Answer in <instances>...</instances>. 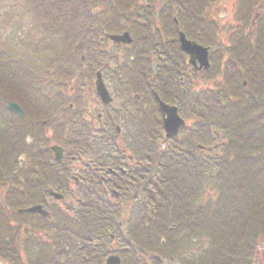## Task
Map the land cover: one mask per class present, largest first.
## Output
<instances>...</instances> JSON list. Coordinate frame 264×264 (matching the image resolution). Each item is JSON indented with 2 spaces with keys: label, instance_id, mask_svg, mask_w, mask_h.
Segmentation results:
<instances>
[{
  "label": "trees",
  "instance_id": "trees-1",
  "mask_svg": "<svg viewBox=\"0 0 264 264\" xmlns=\"http://www.w3.org/2000/svg\"><path fill=\"white\" fill-rule=\"evenodd\" d=\"M49 1H53L52 6ZM77 1L79 0H25V4L18 7V9L20 8L18 10L12 0H9L10 7H14V9L5 13V21L17 15L21 19L28 18L30 15L31 18L33 17V30H29V33L31 34L35 29L38 30L40 28L42 36L40 40H35L34 43L31 42L34 46L37 43L35 47H39V51L35 54L33 52L31 54L28 53V55L18 54V57L15 55L14 47H8L0 38L1 153L12 144V140L8 139L10 134L15 137L20 135L16 132V126H12L18 125V128H24L30 123L39 124L44 119V113L47 114L48 110H51L53 102L56 103L58 101V91H54L53 82L54 80L60 81V77H67L69 75V67L63 62L66 56L49 53L51 48L56 46V41H54L55 39L52 40V38L47 40L45 37H53L54 33L58 31L70 34V31L76 30V23L81 16V8L86 17H91L90 6L84 5L82 7L83 4H78L76 3ZM115 1L130 2L134 0ZM179 1L180 5L178 8L176 7L179 12L175 13L177 24L173 21L175 18L174 8H171L168 13L166 12L168 15L167 20L164 19L162 21L164 31L169 28L171 35L175 38L171 42L173 46L170 48H176L178 45L176 40L177 31L183 30L191 40L197 43L216 45L218 49L229 48V53H232L233 49H237L240 51L238 54L244 56L241 61L243 67L249 66V68L247 74H242L240 63L239 69H236L233 74L237 77L236 79L245 76L247 87L250 90L246 92L244 87H242V83L232 78L235 94L237 92L245 93L247 98H244L243 102L238 104V100L234 99L233 96H228L224 88L223 92L218 90V92L211 94L210 98L212 97L214 101L211 100V104L207 105L211 108H205L206 104L203 101L198 104V109H193L189 114L191 118H194V124L192 125L194 128L189 126L190 132L184 135L186 136L184 139L180 140L177 138V142L170 143L166 147H161L158 144L160 132L154 117L150 116L147 119L149 129L145 137L147 142L146 162L148 165L146 164L145 167H142L141 164H138V167L133 169L134 180L137 183L131 186L127 182L124 185H119L124 190L122 197L117 199L115 211L110 213L106 210L107 206L103 205L105 203L104 200H100L102 198L97 199L99 200L97 205L93 199H87L82 205V212L76 213L72 219L69 217L68 221L70 223H67V229L70 230L69 233H73L75 238L84 241L95 239L100 241L105 236L107 226L112 225L114 217H118L117 213L127 208V204L130 206L138 189L141 192L143 187L144 192L140 200L142 201L141 206L137 210L138 214L133 215L134 217L130 220L131 237L137 244H132L131 251L128 249L127 258L132 263L127 264H157L155 261L150 262L148 260V255L152 253L159 255L163 260L180 256L181 251L190 242L193 234L201 235L203 232L200 229L204 226L209 227L210 223L218 226L219 229L212 230L209 234L212 243L220 241L222 237L233 236V234L242 236L243 239H248L247 236H253V232H259V229L261 233H264V125L258 126L254 123L253 126L248 122L249 108L261 107L264 102L263 96H258V94L264 92V11H262L264 9L257 10L259 11L256 12L259 14L257 19H254L251 14L252 6H263L264 0H237L233 16L237 17L242 27L237 30V34H240V37L235 38L231 44L225 43L226 41L223 42L218 37L216 22L213 21L211 16L205 14L206 8L219 0ZM182 1H187L188 3H183ZM67 3H72V5H67ZM73 3L79 6L76 7ZM37 5H41L44 9L39 15L35 13ZM24 6L26 13L21 11V7ZM46 11L47 14L44 15ZM76 12L78 13L77 18L75 16ZM66 13L68 14L67 17L62 16ZM42 15L44 17L40 22L38 21L39 24H36L34 20ZM252 21H254L253 25ZM89 23H85V25ZM148 25L139 26L138 28L140 30L137 33L138 52L143 49L145 51V48L162 49L164 47L159 34L151 36V29ZM248 26L254 32L252 38H250L251 34L247 36L243 33V30ZM138 29H135V31ZM108 30L116 32L118 30L117 24H112V29ZM72 36L73 33L67 35L66 38H71ZM217 37L220 39L221 45L216 43ZM84 43H88V41L85 39ZM32 44L29 45V49L31 48L33 51ZM102 49L104 50L103 47ZM107 52L106 50L104 52L97 51L88 56L86 62L89 64L88 67H91V69H88V74L91 77L96 68L100 67L98 66V61L102 59L97 60V58L108 59L109 55ZM162 52L166 51L162 49ZM101 67L105 68V65ZM167 69V71H165L166 69H161L158 74L152 75V72L145 65L140 71L133 73L127 84L130 82L133 92L143 91L145 94L147 93V96H150L148 94L150 90L148 84L155 81L157 83L153 87L165 100L183 106V88L172 84L175 72L172 71V68ZM51 70L53 71L52 74L50 73ZM214 74H216L215 70ZM41 80H43L46 90L41 95L40 93L38 95L34 94V90ZM188 93L189 88H186V94ZM8 101L17 102L24 109L26 118L28 115L33 116L34 121L26 118H24L26 120H21L10 114L5 108ZM150 101V97L149 99L147 98V103H150ZM225 106L233 108H227L226 112L224 111L223 113L224 118L220 117L218 119L224 120V124L217 125V120L216 125H213L212 121L216 116L215 112L218 110L223 111ZM244 118L247 119L245 120L244 128H242L241 121ZM250 121L252 122V120ZM216 126L220 133L216 132ZM12 129H16L15 132L10 131ZM212 129L213 131L211 132ZM221 133L222 136L219 139L218 135ZM211 139L212 142H215L210 145L212 147L210 152H199L198 145L210 147L207 143H210ZM182 142L187 144L183 145L184 143L182 144ZM249 146L256 147L254 150H248L246 147ZM253 152H257V154L255 156L251 155ZM209 158L216 160L218 163L215 162L216 164L214 163L211 166L209 164L204 165V162L209 160ZM207 189L214 193L213 197L215 199L212 204L207 201L198 202V198ZM226 197L227 203L222 206V199ZM222 207L225 209V217L217 215ZM232 207L234 211H232ZM230 214L235 215L234 220L237 219L238 222L242 223L240 227H243L244 224L243 228H238L233 234L230 231L231 228L226 229L219 222L221 219L223 224L226 221V216H229L227 219H231L233 216H230ZM82 221L84 222L81 223ZM79 223L80 226H78ZM226 224L229 225L227 221ZM195 225L200 228H195ZM162 239L164 244H161ZM68 248L72 253L76 250L75 246L69 245ZM141 248H144L146 252L143 258L135 250Z\"/></svg>",
  "mask_w": 264,
  "mask_h": 264
},
{
  "label": "rangeland",
  "instance_id": "rangeland-1",
  "mask_svg": "<svg viewBox=\"0 0 264 264\" xmlns=\"http://www.w3.org/2000/svg\"><path fill=\"white\" fill-rule=\"evenodd\" d=\"M221 1V2H220ZM233 1L234 0H219L215 3H213L212 5H210L209 7L206 8L205 10V14L206 15H209L213 18V21L216 22V25H217V34H218V37L223 40V42L225 43H228V44H231V42L235 39V38H238L240 37V34L238 35L237 33V30L238 29H241L240 27L241 24L239 23L237 17H234L232 16L233 15ZM12 2L14 3V6H17V9L18 7H20L22 4L24 5L25 4V0H12ZM51 6L53 4V1H49ZM68 4H71L72 3H67ZM74 4V3H73ZM236 4V3H235ZM76 7H78L79 5L78 4H74ZM14 7H10L9 5V0H0V38H2V40L4 41V43H6L8 45V47H14V51L16 52V57H18L19 55H23V54H31L32 52L35 54V51H27V50H31V49H28L29 48V30L28 28H31L32 27V20H33V17L31 18V16L29 15L28 18H25V19H21L20 16H16L14 18H11L10 20L8 21H5V18H4V15L5 13H8L7 11L9 10H13ZM260 9H264V5L262 6H252L251 8V14L252 16L255 17V15H257L258 13L256 12H259L257 10H260ZM20 10V8L18 9ZM21 11L24 13H26V8L25 6L24 7H21ZM44 11L43 7L41 5H37L36 6V14L39 15L41 14L42 12ZM54 11H57V10H54ZM53 11V12H54ZM264 11V10H262ZM61 12V11H60ZM77 13V12H76ZM47 14V11L45 12L44 15ZM81 15V14H80ZM105 15V12L104 11H101L100 12V16H104ZM259 15V14H258ZM64 17H67L68 14H64L62 15ZM76 18L78 17V13L75 15ZM97 16V15H96ZM41 17V18H39ZM44 16H38V19H35L34 22L36 24H39L40 20L43 18ZM119 18V17H118ZM47 20V19H45ZM39 21V22H38ZM43 22V21H41ZM146 22V21H145ZM162 22V21H161ZM45 23V22H44ZM149 23L146 22V24L144 23V25H147ZM95 26V24H90V26ZM143 24L140 25V26H144ZM150 25V29H151V36L155 35V34H159L160 35V40L162 41V44H163V50H165L166 52L168 50H170L169 48L173 46V43H171L175 38L173 37V35H171V30L168 28L167 31H164L162 30V24H160V27H161V30H159V24L153 26L151 24ZM139 26V25H138ZM245 26V25H243ZM138 29V28H137ZM28 30V31H27ZM139 30V29H138ZM154 33V34H153ZM243 33H245L247 36H249L250 34V38L253 37L254 35V32H252V29L250 26L246 27L244 30H243ZM155 37V36H154ZM217 37V38H218ZM218 38V42L216 41V43H221L220 39ZM222 44V43H221ZM220 44V45H221ZM86 48H88V54L86 55H80V66L79 64L77 63L79 61V58L78 56H71L69 57V60L71 58V61L69 63V65L73 68V66H75V72H74V75L71 77V79L68 81L67 83V86L63 88L62 92L59 93L58 95V99L62 102L61 106L55 108V111H54V114L51 113V110H48V113H44V117H46V115H52V119L50 122H52L54 120V122L58 125V127L61 128V130L59 128H57V132L56 131H53L54 128H51L52 125L49 126L48 124V128L50 129L49 131L51 132H45V134L48 135V141L49 143L48 144H51L53 142L55 143H62L63 145H66L68 146V144H71V146H68L70 147V149H73V151L77 154V156H80V145H82L83 147H85V140H81L80 141V126H82V124L84 125H87V126H84L85 127V130H88L92 125L90 124V121H92L91 119V113L92 112V105L90 103V105H84V104H79L78 106H74V109L73 110H70L68 108V105L69 103H72L73 104L75 103L73 101V97L69 96L70 95V87H76L80 84V80H81V75H82V72L84 69L86 68H83L86 64H87V58L88 56L91 55V53H95L94 50H93V47L92 46H88V45H85ZM102 47V45H101ZM211 49H212V52L215 54V56L213 58H216V60H213V64L214 65V70L216 71L217 74L215 75H222L223 76V87L226 94L228 96H233L234 99L238 100V104L242 103L243 102V99L244 98H247L245 93H240V92H237L235 94V90L233 89V85L234 83L232 82V78L233 79H236L237 77L235 76V74H233V72L236 70V69H239V65L241 63V73L242 74H247L248 72V68L249 66H244L242 65V60L244 59V56H241L240 54V51H238L237 49L236 50H232V53L230 52L229 53V48H220V51H221V55H219L218 53V47L216 45H210ZM220 47V46H219ZM130 51L129 53L130 54H133L135 57H137L140 52H138V50H136V48L133 49L132 48H129ZM173 50H177L176 48H174ZM27 51V52H26ZM142 51V54H141V60L139 62H146V53L143 50ZM120 51H118L119 53ZM118 53H114L115 56H112L111 59H116V62H110L109 66L110 67H113L115 65V63H120L121 61V58L119 57ZM155 52H153L151 55H152V58L156 57L154 55ZM168 53V52H167ZM216 53L218 54L217 57H216ZM19 54V55H18ZM97 54V53H96ZM213 54V55H214ZM124 57H128L127 54L123 55ZM103 59V58H101ZM105 59V58H104ZM144 59V60H143ZM142 63V64H143ZM141 66H134L133 68H130V69H126L125 67H121V69L118 70V68H116V71L115 73L112 75V79H116L117 77L121 76L122 78V85L126 84L129 80H130V77L133 75V73H136L137 71H140L141 70ZM81 69V70H80ZM214 70H210L208 72H212V74L214 73ZM107 72H109L107 70ZM208 74H206L207 76ZM215 75H210L211 77H204L206 79H211L210 80V83L211 85L209 86V83H207V87L205 89H208L210 90L209 93H211V90H213L212 88L210 87H217V86H220L218 83V81H216L215 78H213ZM213 76V77H212ZM199 78V77H198ZM111 79V80H112ZM245 76H242L240 79H236L237 81L239 80V83H243V82H246L245 81ZM198 80H201V79H198ZM85 84H86V79L84 80ZM116 82V81H115ZM114 82V83H115ZM247 83V82H246ZM262 84V82H261ZM264 85V83H263ZM238 87V85H237ZM246 87H247V84H246ZM262 87V86H261ZM127 88L129 90H131V85L130 83L127 85ZM223 88L220 89H215L214 92L216 93V90H220L223 92ZM240 89V88H239ZM87 90V89H86ZM250 90L249 87L245 88V91L248 92ZM64 91V92H63ZM238 91V90H237ZM88 92V90L85 92V94ZM72 93V92H71ZM120 94H122V92L116 94V98H115V103L113 104L115 106V109L119 108L123 103H122V99H124V101L128 100L125 98H122L120 96ZM264 92H262L261 94H258V96H261L263 95ZM128 95V94H127ZM117 97H120V98H117ZM209 96L206 94V93H203V102L206 104V107L207 109L211 108L210 106H207L208 104H211V100L214 101L211 97L208 98ZM122 98V99H121ZM128 98V97H127ZM224 99V98H223ZM264 99V97H263ZM88 101H90L91 99L87 98ZM65 102V104L63 103ZM88 104V102H87ZM233 105H235V103H233ZM230 109V108H233V107H226L223 109V111L226 112V109ZM120 110V115H119V118L120 120L117 122V124L119 125H122L123 128L126 127V123L129 120H133L131 118V115L128 114V112L125 111V108H122L120 107L119 108ZM193 109H198V106H188L187 107V111L188 112H192ZM61 110H63V112L61 113ZM114 110V108L112 109ZM249 113H248V117L250 120H252V122L248 119V122L250 125H253L254 126V123L258 126H261V125H264V102H263V105L261 107H256L254 109V107H251L249 108ZM126 113H125V112ZM126 114V117H124ZM221 115H219L220 117ZM212 117V115H211ZM247 118H244L241 123V127L244 128V123L246 122ZM213 125H216V121H215V117L213 118ZM224 120H218L217 122V125H223L224 124ZM248 124V125H249ZM73 126H76L74 128V134L73 136H71V133H70V129L73 127ZM145 126L147 127L146 123H145ZM145 126L142 125V127L144 128ZM40 128V131L42 130V127H39ZM125 130H127L126 128H124ZM217 130V126L215 128ZM66 132V134H64ZM126 132V131H125ZM128 132V131H127ZM52 133L54 135H52ZM64 134V137H63V142H59L57 140H55V137L56 135L59 137L61 135ZM127 137L128 138H131V136L127 133ZM68 140H67V139ZM126 139V138H125ZM67 140V141H66ZM215 141L212 142V139H211V142L210 143H207L210 145H213ZM121 143L122 145L126 146L128 151L127 153H132L134 154V151L131 150L132 149V146L131 144H126L122 141L121 139ZM121 143L119 145H121ZM161 147H163V144L160 143L159 144ZM131 147V148H130ZM256 146H249V147H246L248 150H254ZM258 147V146H257ZM21 148V145L18 146V148L16 149V151H19ZM250 152V151H249ZM12 153V152H10ZM20 153V152H19ZM34 154H36V156H39L37 152H33ZM257 152H253L251 155H256ZM142 155V158L141 160L144 158L145 160V154L142 153L140 154V156ZM257 157V156H256ZM137 160H140L139 157L135 158ZM133 159H131V162H132ZM133 163H135L133 161ZM74 164L76 166L80 165V163H77V162H74ZM132 165V163H131ZM152 169V167H151ZM153 171V170H152ZM154 175V171L152 173ZM141 192L139 191L138 189V192L136 193L135 195V199L133 201H131V205L128 206L129 204H127V208H125L122 212L120 211V213H117L118 214V217H115V220L112 222V223H121L122 224V228H123V231L124 229L127 231L130 227H131V221L132 220L131 218L134 217L133 215H136L138 214V207H140L141 205V198L143 197V192H144V189L143 187L141 188ZM73 191H75V188L73 189ZM75 195L76 193H78V191L76 190L75 192ZM70 199H67L66 201H68ZM76 201V198L73 199L72 202ZM0 202H1V199H0ZM236 205V204H235ZM233 205V206H235ZM233 208V207H232ZM224 209V208H223ZM137 211V212H136ZM232 211H234V208L232 209ZM5 214H9V212L5 211ZM130 214V216H128ZM217 215H221L219 212ZM225 220L228 222L229 225L226 224V221H224V223L222 224V221L221 219L219 220V222L221 223V225L224 226V228L226 229H229V227L233 224L234 225V228L236 227V224L238 223L237 219L234 223H232L229 219L225 218ZM253 225V223H251ZM125 226V227H123ZM229 226V227H228ZM250 226V225H248ZM212 230H219L218 229V226H213L212 227ZM255 230V229H254ZM126 231H125V234H126ZM256 231V230H255ZM253 234L259 236L258 239H254L253 240V246L249 248L248 252L246 253V256L243 257L242 259H240V261L242 262L241 264H264V233H261L260 232V229H259V232H253ZM190 243L191 242H188L186 244V247L189 248L190 247ZM196 241L194 242L193 244V241H192V246L191 248L189 249H186L182 255H178V256H174L172 259L169 258V259H166L164 264H183L181 261H185V260H190V259H201L202 256H203V246L200 247L199 245L195 246L196 245ZM229 249H232V245H230L228 247ZM230 260H233L230 257H228L227 259V262H229Z\"/></svg>",
  "mask_w": 264,
  "mask_h": 264
},
{
  "label": "flooded vegetation",
  "instance_id": "flooded-vegetation-1",
  "mask_svg": "<svg viewBox=\"0 0 264 264\" xmlns=\"http://www.w3.org/2000/svg\"><path fill=\"white\" fill-rule=\"evenodd\" d=\"M183 3H188L187 1H182ZM77 3H82V4H87L90 5L91 7H95L92 10V14L95 16L93 17H85L81 16L78 18L79 20L76 23V30L70 31L71 33H62L61 31L55 32L54 34L61 37V39H57L59 42L56 43L55 47V53H64V54H88V48L85 47V45H89L93 47L94 52L97 51H103L106 50L108 51V55L112 54V56H115L114 53H118L119 57L121 58L120 63H115L113 67H110L109 64L110 62H116V59H111L109 57L108 61L105 60V62H99L101 66L105 65V69L108 70L109 72H106L104 75L105 78V83L106 87L109 88L110 83L108 82L109 80L112 79V75L115 73L116 68L121 69V67H125L126 69L133 68L132 67V58L126 59L123 55L128 53V47L120 44V43H114L109 39V35H120L124 32H129L133 31L137 28H139L140 25H144L149 23L153 26L156 24H159V30H161L160 24L161 21L164 19L167 20V13L171 11V8H174V12L177 13L179 12V9H177L180 5L179 0H134V1H126V2H116L115 0H80L77 1ZM194 3V2H192ZM83 5V6H84ZM127 6V8H126ZM177 7V8H176ZM126 8V9H125ZM96 9V10H95ZM104 11L105 15L100 16V12ZM167 12V13H166ZM97 15V16H96ZM119 17V18H118ZM95 24V26H90V25H84L83 23L88 22L89 23ZM129 21L130 24H132V27L130 25L126 24L125 22ZM146 21V22H145ZM175 23H177L176 19H173ZM112 24H117L118 30L114 33L109 31L108 29H112ZM139 25V26H138ZM85 26L86 29V34H84L82 31L80 33V28L83 29ZM84 29V30H85ZM163 30V27H162ZM140 30L136 31L139 33ZM73 33V36L71 38H66L67 35H71ZM134 38L135 33H133ZM132 37V36H131ZM87 40L88 43H84V40ZM94 39V41H93ZM104 50L102 49V47ZM157 57L158 54L160 53V50H155L151 49L150 51L147 52V55H150L149 58L146 59L147 64L151 67H155L157 69L158 64L155 63L156 57L152 58V53ZM182 59V57H180ZM184 58V57H183ZM185 59V58H184ZM183 60V59H182ZM186 62V59H185ZM185 73L188 72L187 74L191 77L195 74V70L193 67L188 66L187 63L185 64ZM113 72V73H112ZM112 73V74H111ZM108 75H111L108 76ZM108 76V77H107ZM106 77L108 79H106ZM103 78V79H104ZM119 80H121V76L119 77ZM188 80V79H187ZM113 82V81H112ZM111 87V86H110ZM111 94L112 92L114 93V97H112V101L108 105H102L99 101V99L96 96H93L95 99L94 103L97 105L95 106V113L98 119H100L104 114L109 115V111L114 108V103H115V94H120L122 98H125L126 96H129L130 99L136 102L134 100L133 92L127 88L125 85L124 88L122 87L120 90H114L112 91L111 88ZM128 94V95H127ZM132 101V102H133ZM131 101H128L126 106L128 109L132 112L135 113V111H138V108H135V103H132ZM139 102V101H137ZM143 109H150L151 106H147L146 104L142 106ZM131 117L134 118L132 114H130ZM92 119V117H91ZM136 119V118H135ZM127 121L126 123V128L125 130L122 125L120 127H116V124H113L112 127H104V128H98V127H93L92 130L95 132H101V134L105 135L108 134L109 132L112 134L113 129L116 127L117 133L122 132V131H128L130 136H138L139 133H135L138 131L137 128H133L134 126V120ZM93 122L90 121V123ZM94 126L93 124H91ZM109 125V124H107ZM143 129V127H142ZM141 129V130H142ZM108 130V131H106ZM143 131V130H142ZM126 138V139H125ZM122 141L126 144H131L133 139H129L127 136L122 138ZM135 141H138L137 137L135 138ZM121 143V140H116L112 146L114 147V154L113 155H107L108 158H102L101 156L107 151V148L104 146V142L97 141L91 143L92 150L90 148L88 149L87 152V158L83 161H80V166H77V168L72 165L74 163L75 159L69 160L67 159V152L64 149L63 152V159L61 160V163L63 162H68L67 165H65V168L69 167V175L70 178H76L74 175L79 176L80 178V184L82 187H84L83 183H86L89 181H92L93 183H99L100 185L106 184L107 187H103L104 190L109 189L110 194H105V196H115L119 195L118 192L122 191L123 188L120 187L117 184L124 185L126 182L128 185H131L132 182L134 181V176H133V169L138 167V163L134 161L131 162L129 158L126 159V154L123 153L121 155V159L117 158V153L118 151V146H120L124 151H127V147L122 145H119ZM134 143V142H133ZM135 146H140V142L134 143ZM117 146V148H116ZM100 149V150H99ZM110 156V158H109ZM128 157V154H127ZM132 163V165H131ZM143 164V162H142ZM78 169V170H77ZM58 174L60 176L63 174L61 169H59ZM78 181V178L76 179ZM52 189V186H48L47 190L43 193H41V199L46 201L45 205H47L48 202V196L52 198L51 194L49 193ZM97 196H99L97 194ZM55 204V203H53ZM0 216H2V212H0ZM19 225H15L14 227H18ZM3 230H4V224L3 222H0V264H20L21 260V254L27 257L28 254L32 253L35 250V246L32 244L31 240H21V234L20 231L15 235H9L5 236L3 235ZM49 230H53L52 228L49 227ZM29 231L32 232L31 235L35 236L37 233L35 225L31 226L29 228ZM29 232V234H30ZM45 233V232H44ZM45 236L48 237V235L45 233ZM6 240V244H14L13 247H6L2 242V239ZM50 241V239H48ZM117 252V251H116ZM182 253V251H181ZM33 258V256H31ZM30 258V259H31ZM253 264V262H252Z\"/></svg>",
  "mask_w": 264,
  "mask_h": 264
},
{
  "label": "water",
  "instance_id": "water-1",
  "mask_svg": "<svg viewBox=\"0 0 264 264\" xmlns=\"http://www.w3.org/2000/svg\"><path fill=\"white\" fill-rule=\"evenodd\" d=\"M110 39L112 41L120 42L123 44H129L131 42L129 35L127 33H124L121 36H110ZM179 41H180L181 50L189 55L190 63L194 64V61L197 60L199 63L198 69H201L202 67L205 69L208 68L206 49L196 45L193 42L186 40L185 36L182 33H180L179 35ZM96 77H97V80L95 82L96 92L98 96L101 98L103 103H108L109 97L100 79L99 74H97ZM7 109L11 112L22 115V111L20 107L14 103H8ZM160 110L163 115V128L166 132V137L170 138L175 136L178 128L183 125V122L177 116L176 109L160 103ZM51 150L54 153L55 159L59 161L61 159L60 149L57 147H53L51 148ZM55 198H58V196H55ZM27 212L34 214L40 212V208L29 209ZM106 264H119V262L118 259L116 258H109Z\"/></svg>",
  "mask_w": 264,
  "mask_h": 264
}]
</instances>
